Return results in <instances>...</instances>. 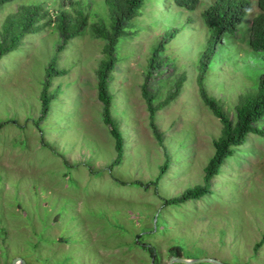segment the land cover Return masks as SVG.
<instances>
[{"label": "rangeland", "instance_id": "1", "mask_svg": "<svg viewBox=\"0 0 264 264\" xmlns=\"http://www.w3.org/2000/svg\"><path fill=\"white\" fill-rule=\"evenodd\" d=\"M69 1L80 4L88 27L58 54L62 38L46 27L0 59V264H166L174 258L264 264V243L255 250L264 234V135L250 133L235 148L208 195L169 202L203 185L220 135L196 85L208 38L202 13L215 0H201L193 10L146 0L130 21L109 85L110 114L124 141L115 166L114 140L97 99L103 42L89 28L110 21L106 0H12L0 6V30L21 6L43 5L56 14L63 2L74 15ZM248 1L249 14L217 45L204 80L207 94L231 117L264 68V55L248 45L264 11ZM155 51L158 67L149 85L155 104L186 77L178 96L155 115L164 148L141 95ZM54 59V69L66 73L50 80L53 100L40 121L39 96ZM255 127L264 129V117Z\"/></svg>", "mask_w": 264, "mask_h": 264}, {"label": "trees", "instance_id": "2", "mask_svg": "<svg viewBox=\"0 0 264 264\" xmlns=\"http://www.w3.org/2000/svg\"><path fill=\"white\" fill-rule=\"evenodd\" d=\"M12 0H0V6ZM146 0H106L110 21L103 23L96 21L89 25L94 38L103 42L102 58L95 70L97 99L102 106V119L109 133L114 140L115 159L113 165L120 164L123 157L124 141L119 131L118 125L110 114L113 95L110 93L109 85L111 74L118 62L115 51L119 40L129 35V23L140 15V9ZM164 5L174 6L186 10H193L201 0H163ZM68 6L74 10V15L66 11L65 3L61 2V8L56 14L50 13L43 5L21 6L13 14L8 16L2 23L0 30V59L6 54L14 51L21 40L29 34L40 32L46 27L55 28L62 38L61 45L57 48V54L64 48L63 46L77 37L88 27V15L80 8L78 2L69 1ZM257 7L264 11V0H257ZM251 9L248 0H215L202 13L203 24L208 30L206 48L200 55L197 68L196 85L199 97L203 105L213 114L221 125L220 135L213 141L214 152L204 168L203 185L195 186L185 191L179 198L172 199L171 204L185 203L189 200H198L211 191V180L218 175L224 161L231 157L235 148L244 144L250 133L263 136L264 129H257L255 124L264 117V68L258 76L257 87L248 93L240 96L233 108V117L224 111L217 100L210 97L205 88L204 80L217 45L225 35L234 36L247 17ZM164 41L160 43L162 48ZM249 48L254 54L264 55V16L258 23L255 30L249 33ZM157 51L153 52L148 62V71L141 86V95L146 103L149 117V126L157 142L164 148L162 135L155 123L157 112L169 105L179 94L186 77L182 75L168 91L166 97L155 104V94L150 91L149 85L152 80V73L157 64ZM54 61L49 64L46 71V78L39 96L41 112L39 120L46 118L53 97L49 93L50 80L53 76L64 75L66 71H56ZM3 124H0V129ZM165 163L161 167L159 178L164 174L167 166ZM264 243L262 240L255 246L257 250Z\"/></svg>", "mask_w": 264, "mask_h": 264}, {"label": "water", "instance_id": "3", "mask_svg": "<svg viewBox=\"0 0 264 264\" xmlns=\"http://www.w3.org/2000/svg\"><path fill=\"white\" fill-rule=\"evenodd\" d=\"M174 262L176 263H182V264H192V263H213V264H224L218 260L215 259H199L195 261L191 260H182V259H171L168 261V264H173ZM12 264H25L24 262L20 261L19 259H15Z\"/></svg>", "mask_w": 264, "mask_h": 264}, {"label": "flooded vegetation", "instance_id": "4", "mask_svg": "<svg viewBox=\"0 0 264 264\" xmlns=\"http://www.w3.org/2000/svg\"><path fill=\"white\" fill-rule=\"evenodd\" d=\"M151 257H152V256H151ZM168 259H169V258H168ZM159 262H160V260H159ZM159 262H158V264H160ZM166 264H168V261H167V263H166Z\"/></svg>", "mask_w": 264, "mask_h": 264}]
</instances>
